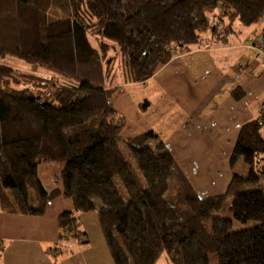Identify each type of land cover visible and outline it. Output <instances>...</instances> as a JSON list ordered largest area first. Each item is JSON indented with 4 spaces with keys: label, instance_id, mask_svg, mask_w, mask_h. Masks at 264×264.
<instances>
[{
    "label": "trees",
    "instance_id": "trees-1",
    "mask_svg": "<svg viewBox=\"0 0 264 264\" xmlns=\"http://www.w3.org/2000/svg\"><path fill=\"white\" fill-rule=\"evenodd\" d=\"M201 6L216 13L215 42H225L235 21H263L264 43V0H0V58L66 80L46 81L39 95L0 85L2 212L40 217L61 195L73 209L58 217L59 240L86 245L78 219L96 212L114 264H155L163 255L171 264H212L210 254L216 264H264V112L241 126L231 153L230 167L241 161L247 172L234 173L224 194L200 198L154 132L124 138L103 88L102 41L120 56L124 81L141 84L201 45L210 24ZM46 163L62 166L61 190L42 185Z\"/></svg>",
    "mask_w": 264,
    "mask_h": 264
},
{
    "label": "crops",
    "instance_id": "crops-1",
    "mask_svg": "<svg viewBox=\"0 0 264 264\" xmlns=\"http://www.w3.org/2000/svg\"><path fill=\"white\" fill-rule=\"evenodd\" d=\"M233 26L225 42H211L210 33L205 34L199 47L177 54L150 80L138 85L123 83L124 138L154 132L170 154L181 162H194L193 183L199 184L197 181L203 178L210 197L222 194L230 183L229 157L241 126L258 120L264 112V63H252L253 45L262 41V29L252 26L234 30ZM133 86L145 90L142 100L129 94ZM235 89L243 96L238 101L232 97ZM144 102L147 104L142 110L140 104ZM207 152V166L197 172L199 160L195 159ZM52 168L59 170L57 166ZM236 168L241 176L247 172L243 163ZM47 176L38 175L44 188ZM72 209L70 201L59 198L50 203L42 217L0 211V264H113L100 226L86 233L90 234L86 245L59 242L58 217ZM79 225L84 224L79 221ZM55 244L62 249L53 256ZM158 263L171 264L165 256Z\"/></svg>",
    "mask_w": 264,
    "mask_h": 264
},
{
    "label": "rangeland",
    "instance_id": "rangeland-1",
    "mask_svg": "<svg viewBox=\"0 0 264 264\" xmlns=\"http://www.w3.org/2000/svg\"><path fill=\"white\" fill-rule=\"evenodd\" d=\"M201 9L206 12V16L210 20V24H208L209 26L200 31L201 37H202V39H204L205 34L210 33V41L214 42V39L211 36V27L215 23V19H214V17L212 18V16L216 15V13H210L208 10L204 9V7H202V6H201ZM219 14H220V12H219ZM262 24H263V21H261L258 24H255V25H253V27L252 26L251 27H252V29L255 28L256 30L260 31L263 27ZM233 28H234V30H238V28H245L246 29L248 27H244L239 21H235ZM243 38H240V39H243ZM258 42L261 43V45H259L260 48L264 49V43L261 41H258ZM94 43L96 44L95 41H94ZM102 43L104 44L103 46L108 47V51L106 53L102 52V56H101V58L103 57L102 58V60H103L102 61V64H103L102 72H103V78H104L103 88H104V91L109 94L110 104H111V107L113 108V110L115 112L113 120L115 123L122 126V129H123L124 128V109H123L124 101L122 99H123V95L126 93L125 91H123V88H124L123 83H126L124 81L126 74L124 73V67H123V63L121 61V58L118 55V53L115 51L114 47L111 46V43L106 42V41L105 42L102 41ZM260 54L261 55H259L258 57H253L252 63H254L256 61H257L256 63H258V61H261L262 63H264V57H262L263 52H260ZM1 70L10 71L11 73H10L9 77L0 76V85L2 87L5 86V87H8L9 89H13V90L28 89V90L32 91L33 93H36L39 95L41 93H47V90L43 87V85L45 84L46 81H49V82L55 81L57 84L66 83L65 79L61 78L60 76L53 74L52 72L48 71L46 68L27 64L24 61H21V60L15 58L13 56H6L3 59L0 58V72H1ZM9 79H10V81H9ZM134 85H138V84H134ZM128 92L131 95V97L137 98L138 100L143 99L141 97V92H143L145 94L144 89L142 91H140V87H136V86L130 87L128 89ZM140 105H142V103ZM168 122H169V120L166 121L165 124L167 125ZM122 144L123 143H121L123 153L129 159V153L127 151V148ZM165 150H166V152H169L168 148H166V147H165ZM209 154H210V152L203 153L200 156H198L197 159H195L196 161L199 160L197 162V165H196V167H197L196 171L197 172L205 170V167L207 166V158H205V157H207ZM171 156L174 160V163H175L177 169L180 171V173L182 174L184 179L190 184V187L194 190V192L200 198L210 197L209 186L206 184H202V182L204 180L203 178H200L198 181L196 178V181L199 184L193 183L194 177H191V175H192V173H195L194 172V168H195L194 162L187 164L186 161L181 162L180 160H178L173 155V153L171 154ZM202 158H204V159H202ZM230 158L231 157H229V161H230ZM200 159H202V160H200ZM52 166H57V168H59V170H60V168H62V166L57 164V163H46V164L39 166V168H38V175H40L41 177L44 175L47 176L46 172L48 170L51 171L48 174L46 180L44 179L45 187H46V190L48 192H51L55 189L61 190V183H62L61 182V174H60L61 171L52 168ZM229 166H230V162H229ZM236 167L235 168L230 167L231 172H232V176L234 173H237L238 175L241 174V170L239 168H236ZM231 180H232V178H231ZM231 180H230V182H231ZM261 184L264 186V181H262ZM228 186L229 185H227V188H228ZM227 188L225 189V191L222 192V194H224L226 192ZM174 189H175L174 185L171 184L170 190H169L168 194L166 195L167 198L174 194ZM60 192L61 191H59V193ZM222 194H219V195H222ZM5 195L9 197L8 193H5ZM30 195H31L32 199H35L34 190H31ZM59 198H63V197L61 195H59L57 198L53 199L50 203L52 204L55 200H57ZM50 203L47 205V208L50 205ZM46 211H47V209L45 210V212ZM96 215L98 217V214L96 212H90V213L81 215L78 219V225H79V221H80V224H84V225H82L81 227L79 225L78 227L80 229L79 230L77 229V231H75V232H77L76 234L80 235L79 234V231H80L82 234L86 235V241L90 237V234H88V236H87L86 233H88L89 230H93L94 228H99V226H100V222L98 224L99 218H98V220H96L97 219ZM219 216L223 217L224 215L219 214ZM40 217H42V216H40ZM252 224L253 223H251V225ZM58 227H59V222H58ZM243 227L244 226L236 224V228H234V229L238 230V229H241ZM248 227H250V226H248ZM60 232L61 231L59 228V236H60ZM59 242L60 243L61 242H80L81 243L82 240H80V239H73L72 241H61V240H59ZM61 249L62 248L58 244H55L52 247L53 256L58 255V252ZM2 252H3V245L0 243V255L2 254ZM210 255H211L210 256L211 263L216 264L212 254H210ZM109 256L111 258L112 263L114 264L111 255H109ZM163 256L167 257L166 255H163Z\"/></svg>",
    "mask_w": 264,
    "mask_h": 264
},
{
    "label": "built area",
    "instance_id": "built-area-1",
    "mask_svg": "<svg viewBox=\"0 0 264 264\" xmlns=\"http://www.w3.org/2000/svg\"><path fill=\"white\" fill-rule=\"evenodd\" d=\"M259 45H261L260 42H255V44L253 45V49L255 50V57L261 55L260 52H263L262 57H264V49H261Z\"/></svg>",
    "mask_w": 264,
    "mask_h": 264
},
{
    "label": "bare ground",
    "instance_id": "bare-ground-1",
    "mask_svg": "<svg viewBox=\"0 0 264 264\" xmlns=\"http://www.w3.org/2000/svg\"><path fill=\"white\" fill-rule=\"evenodd\" d=\"M122 148V147H121Z\"/></svg>",
    "mask_w": 264,
    "mask_h": 264
}]
</instances>
